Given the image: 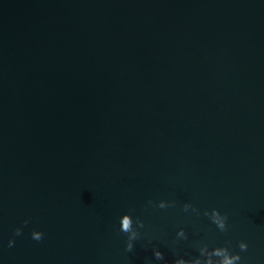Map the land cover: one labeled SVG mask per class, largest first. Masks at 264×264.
Wrapping results in <instances>:
<instances>
[{"label": "water", "instance_id": "95a60500", "mask_svg": "<svg viewBox=\"0 0 264 264\" xmlns=\"http://www.w3.org/2000/svg\"><path fill=\"white\" fill-rule=\"evenodd\" d=\"M125 212L152 238L132 252ZM240 240L264 264V0H0V264H162L153 246L171 264Z\"/></svg>", "mask_w": 264, "mask_h": 264}, {"label": "clouds", "instance_id": "9594fccd", "mask_svg": "<svg viewBox=\"0 0 264 264\" xmlns=\"http://www.w3.org/2000/svg\"><path fill=\"white\" fill-rule=\"evenodd\" d=\"M146 206L158 209H167L175 207L176 201L161 199L154 202L152 200H148L146 202ZM181 208L183 212L188 213L190 211L197 216L201 215L200 209L196 208L191 203H184L182 204ZM202 214L203 216L207 217L212 225H215V228L218 232L226 233L229 230L228 215L226 213H222L219 209L212 207L204 209ZM118 222V231L125 236V252H132L134 250V242L140 240L142 236L148 240V243H151L152 238L146 233L142 234L140 231L145 225L139 217L134 219L133 216L129 214V212H125L118 217ZM22 223L23 225L27 226L29 221L24 220ZM21 235V227H17L13 230V237ZM30 236L32 240L39 242L44 238V233L33 229L30 233ZM175 236V243L188 241L189 239L188 233L182 227L177 229ZM14 244V238H9L7 246L11 248L14 246ZM192 247L195 249V255L174 252L171 264H246L247 258H242L241 253L248 250V244L243 240L237 241L235 248L231 246L230 241L212 246H210L209 243H205L203 241H193ZM236 249H238V251ZM151 251L152 258L155 261L162 262V264H169V262L165 259L164 253L161 252L159 248L153 246Z\"/></svg>", "mask_w": 264, "mask_h": 264}]
</instances>
